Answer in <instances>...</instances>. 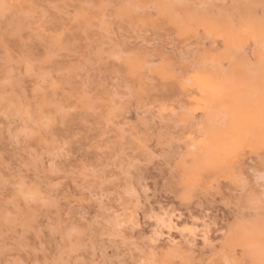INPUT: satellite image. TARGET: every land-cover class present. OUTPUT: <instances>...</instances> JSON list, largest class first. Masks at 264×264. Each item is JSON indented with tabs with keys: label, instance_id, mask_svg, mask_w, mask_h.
Returning a JSON list of instances; mask_svg holds the SVG:
<instances>
[{
	"label": "rangeland",
	"instance_id": "1",
	"mask_svg": "<svg viewBox=\"0 0 264 264\" xmlns=\"http://www.w3.org/2000/svg\"><path fill=\"white\" fill-rule=\"evenodd\" d=\"M159 1L0 0V264L264 261V0Z\"/></svg>",
	"mask_w": 264,
	"mask_h": 264
},
{
	"label": "bare ground",
	"instance_id": "2",
	"mask_svg": "<svg viewBox=\"0 0 264 264\" xmlns=\"http://www.w3.org/2000/svg\"><path fill=\"white\" fill-rule=\"evenodd\" d=\"M158 1H159V0H158ZM159 2H160V1H159ZM161 4H162V3H161ZM163 5H165V4H163ZM163 5H162V9H163ZM167 5H169V4H167ZM169 6H170V5H169ZM169 6H168V7H169ZM171 8H172V7H171ZM165 9H166V8H165ZM169 10H170V8H169ZM169 10H168V11H169ZM161 11H162V10H161ZM161 11H160V12H161ZM164 11H165V10H164ZM171 11H172V9H171ZM171 11H170V12H171ZM225 11H226V10H225ZM245 11H246V10H245ZM164 13H166V12H164ZM173 13H174V12H173ZM208 13H209V12H208ZM211 13H212V12H211ZM220 13H221V12H220ZM77 15H78V14H77ZM80 15H81V14H80ZM167 15L169 16V14H167ZM212 15H213V14H212ZM217 15H218V14H217ZM234 15H235V14H234ZM208 16H209V15H208ZM219 16H220V15H219ZM236 16H237V15H236ZM242 16H244V15H242ZM76 17H77V16H76ZM78 17H79V16H78ZM84 17H85V16H84ZM84 17H83V18H84ZM234 17H235V16H234ZM83 18L81 17V19H83ZM96 18H98V17H96ZM216 18H217V17H216ZM76 19H77V18H76ZM87 19H88V18H87ZM173 19H174V18H173ZM185 20H186V19H185ZM215 20H216V19H215ZM229 20H231V19H229ZM237 20H238V18H237ZM81 21H82V20H81ZM83 21H85V20H83ZM173 21H175V19H174ZM196 21H197V19H196ZM201 21H202V19H201ZM179 22H180V21H179ZM202 22H203V21H202ZM87 23H88V22H87ZM132 23H133V22H132ZM185 23H186V22H185ZM187 23H188V22H187ZM96 24H97V22H96ZM183 24H184V23H183ZM183 24H182V25H183ZM194 24H195V23H194ZM233 24H234V23H233ZM84 25H85V24H84ZM105 25H106V24H105ZM228 25H229V24H228ZM230 25H232V24L230 23ZM107 26H108V24H107ZM179 26L181 27L180 24H179ZM190 26H191V25H190ZM211 26H213V25H211ZM214 26H215V25H214ZM98 27H99V26H98ZM103 27H105V26H103ZM199 27H200V25H199ZM217 27H218V26H217ZM232 27H234V26H232ZM181 28L183 29V28H185V27H181ZM191 28H192V27H191ZM185 29H186V28H185ZM231 29H233V28H231ZM192 30H193V29H192ZM219 30H220V28H219ZM233 32H234V31H233ZM208 34H209V33H208ZM218 35H219V34H218ZM222 35H223V34H222ZM224 36H225V35H224ZM233 37H234V36H233ZM262 43H263V42H262ZM256 44H257V43H256ZM236 46H237V45H236ZM263 46H264V44H263ZM226 48H227V47H226ZM259 48H260V47H259ZM263 50H264V48H263ZM223 51H224V50H223ZM223 53H224V52H223ZM236 53H237V52H236ZM240 53H241V52H240ZM226 56H227V55H226ZM233 56H234V55H233ZM256 56L258 57V55H256ZM261 56H262V55H260V57H261ZM227 57H228V56H227ZM229 57H232V56H229ZM243 57H244V55H243ZM263 57H264V56H263ZM241 58H242V57H241ZM241 58H240V59H241ZM261 58H262V57H261ZM254 59H256V58H254ZM206 60H207V59H206ZM231 60H232V59H231ZM208 61H209V60H208ZM208 61H207V62H208ZM205 62H206V61H205ZM209 62H210V61H209ZM217 62H218V61H217ZM227 62H228V61H227ZM200 63H201V62H200ZM211 63H213V62H211ZM214 63H215V62H214ZM214 63H213V65H214ZM228 63H229V62H228ZM236 63H237V62H236ZM218 64H219V63H218ZM218 64H217V66H218ZM203 65H204V64H203ZM209 65H210V64H209ZM241 65H242V64H241ZM247 65H249L248 62H247ZM204 66H205V65H204ZM215 66H216V65H215ZM217 66H216V67H217ZM242 66H243V65H242ZM244 66H245V64H244ZM210 67H211V66H210ZM240 67H241V66H240ZM245 67L247 68V66H245ZM205 68H206V67H205ZM208 68H209V67H208ZM241 68H243V67H241ZM209 69H211V68H209ZM218 69H220V67H219ZM206 70H207V68H206ZM211 70H212V69H211ZM211 70H210V71H211ZM232 70H233V69H232ZM256 70H257V69H256ZM234 71H235V70H234ZM241 71H242V70H241ZM245 71H247V69H246ZM224 72H225V71H224ZM224 72H222V73L224 74ZM220 73H221V71H220ZM241 73H242V72H241ZM246 73H247V72H246ZM232 74H233V72H232ZM239 74H240V73H239ZM243 74H244V73H243ZM243 74H241V75H243ZM247 74H249V73H247ZM247 74H245V75H247ZM251 74H255V75H256L257 73H254V72H253V73H251ZM251 74H250V75H251ZM225 75H226V74H225ZM234 75H235V74H234ZM250 75H249V76H250ZM255 75H254V76H255ZM258 75H259V74H258ZM232 76H233V75H232ZM236 76H239V75H236ZM217 77H218V76H217ZM233 77H234V76H233ZM255 77H257V76H255ZM256 79H257V78H256ZM256 79H255V80H256ZM138 80H139V79H138ZM258 80H259V79H258ZM253 82H254V81H253ZM252 84H253V83H252ZM244 85H245V84H244ZM250 85H251V84H249V86H250ZM259 85H260V84H259ZM259 85H258V86H259ZM201 86H202V85H201ZM251 86H252V85H251ZM216 87H217V86H216ZM259 87H260V86H259ZM249 90H250V89H249ZM217 92H219V91H217ZM220 92H221V91H220ZM249 92H251V90H250ZM255 92H257V91H255ZM255 92H254V93H255ZM252 93H253V91H252ZM217 94H218V93H217ZM256 94H257V93H256ZM220 95H222V94H220ZM223 96H225V94H223ZM220 98H221V97H220ZM237 98H238V97H237ZM231 99H232V98H231ZM234 99H235V98H234ZM239 99H240V98H239ZM224 100H225V99H224ZM229 101H230V100H229ZM235 101H236V100H235ZM223 102L225 103L226 101H223ZM230 102H231V101H230ZM218 103H219V102H218ZM224 103H223V104H224ZM232 103H234V102L232 101ZM232 103H230V104H232ZM238 103H239V102H238ZM240 104H241V103H240ZM244 104H245V103L243 102L242 105H244ZM209 105H210V104H209ZM226 105H227V104H226ZM226 105H225V106H226ZM236 105H238V104H236ZM230 106H233V105H230ZM238 106H239V105H238ZM223 107H224V106H223ZM245 107H246V106H245ZM229 108H230V107H229ZM239 109H240V108H239ZM241 109H242V108H241ZM212 110H213V109H212ZM215 110H216V109H215ZM217 110H218V109H217ZM235 110H237V109H235ZM210 111H211V110H210ZM224 111H225V109H224ZM228 112H229V111H228ZM229 113H230V112H229ZM232 113H233V112H232ZM261 113H262V111H261ZM207 114H208V113H207ZM219 114H220V112H219ZM224 114H225V113H224ZM220 115H221V114H220ZM210 116H211V115H210ZM215 116H216V115H215ZM222 116H225V115H222ZM217 118H218V117H217ZM224 118H225V117H224ZM234 119H235V117H234ZM215 120H216V118H215ZM225 120H227V119H225ZM261 120H262V119H261ZM263 120H264V118H263ZM224 122H226V121H224ZM145 125H146V124H145ZM210 126H211V125H210ZM225 126H227V125H225ZM212 127H213V125H212ZM227 128H228V127H227ZM233 128H234V127H233ZM211 132H212V131H211ZM210 134H211V133H210ZM218 151H219V150H218ZM211 157H212V156H211ZM195 164H196V163H195ZM167 218H168V217H167ZM169 218H170V217H169ZM156 221H157V220H156ZM189 228H190V227H189ZM182 229H183V228H182ZM183 231H184V230H183ZM185 231H186V230H185ZM193 232H194V231H193ZM196 232H197V231H196ZM152 235H153V234H152ZM162 235H163V234H162ZM193 235H194V233H193ZM157 236H158V235H157ZM149 237H150V236H149ZM149 237H148V238H149ZM162 237H163V236H162ZM169 238H170V237H169ZM150 239H151V238H150ZM148 241H150V240H148ZM168 241H169V240H168ZM206 241H207V240H206ZM155 243H156V242H155Z\"/></svg>",
	"mask_w": 264,
	"mask_h": 264
},
{
	"label": "snow or ice",
	"instance_id": "3",
	"mask_svg": "<svg viewBox=\"0 0 264 264\" xmlns=\"http://www.w3.org/2000/svg\"><path fill=\"white\" fill-rule=\"evenodd\" d=\"M261 180L264 181V175L261 176ZM264 199V197H262ZM262 264H264V261H262Z\"/></svg>",
	"mask_w": 264,
	"mask_h": 264
}]
</instances>
